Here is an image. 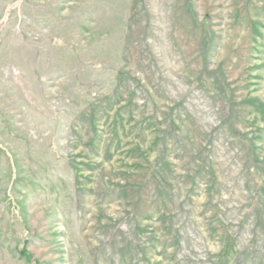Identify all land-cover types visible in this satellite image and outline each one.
I'll list each match as a JSON object with an SVG mask.
<instances>
[{"label":"rangeland","instance_id":"374dc122","mask_svg":"<svg viewBox=\"0 0 264 264\" xmlns=\"http://www.w3.org/2000/svg\"><path fill=\"white\" fill-rule=\"evenodd\" d=\"M22 248L264 264V0H0V264Z\"/></svg>","mask_w":264,"mask_h":264},{"label":"trees","instance_id":"16d2710c","mask_svg":"<svg viewBox=\"0 0 264 264\" xmlns=\"http://www.w3.org/2000/svg\"><path fill=\"white\" fill-rule=\"evenodd\" d=\"M228 246H229V243H227L222 251V255L226 254V251L228 249ZM19 253H20V256H23L25 257L26 259V263L27 264H32V262L30 261V258H29V254L27 253V250L22 248L21 250H19Z\"/></svg>","mask_w":264,"mask_h":264}]
</instances>
